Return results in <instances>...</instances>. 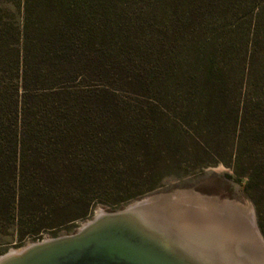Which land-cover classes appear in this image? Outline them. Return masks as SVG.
<instances>
[{
	"label": "trees",
	"instance_id": "16d2710c",
	"mask_svg": "<svg viewBox=\"0 0 264 264\" xmlns=\"http://www.w3.org/2000/svg\"><path fill=\"white\" fill-rule=\"evenodd\" d=\"M219 164L263 205L264 0H0V236Z\"/></svg>",
	"mask_w": 264,
	"mask_h": 264
},
{
	"label": "water",
	"instance_id": "95a60500",
	"mask_svg": "<svg viewBox=\"0 0 264 264\" xmlns=\"http://www.w3.org/2000/svg\"><path fill=\"white\" fill-rule=\"evenodd\" d=\"M144 201L96 212L74 234L10 250L0 256V264H264V239L252 207L232 203L245 214V230L226 245L215 235L203 239L193 230L199 225H170L162 213L143 207Z\"/></svg>",
	"mask_w": 264,
	"mask_h": 264
},
{
	"label": "rangeland",
	"instance_id": "374dc122",
	"mask_svg": "<svg viewBox=\"0 0 264 264\" xmlns=\"http://www.w3.org/2000/svg\"><path fill=\"white\" fill-rule=\"evenodd\" d=\"M106 84L108 85L107 82L92 81L90 85H92L91 87L93 88H104L107 87ZM116 87H118V85H116ZM119 92L121 96H123V98L132 99L131 102H133V100H136V98L139 97L138 95H141L140 93L135 92V90L134 92L129 90V88L122 89ZM225 142L230 144L229 141ZM229 176H232L233 178ZM243 183H245V181H243ZM241 186L242 184L236 180L235 174L232 169L223 164H219L217 166L209 167L206 169H194L193 167H189L186 170L182 171L181 177H166V179L162 182L161 189L140 200L158 196H176L180 194L190 193L207 197L214 202L217 201L216 203L218 204H222V202L224 203L225 201H231L232 203L236 202V204L244 206L247 209H250V207H252L256 224L264 239V203L262 206H256L250 197L243 194ZM98 210H103L106 212L118 211L99 201L97 202L96 207L91 214V217L86 221L92 220ZM184 210L185 208L179 210L178 212H176V215L178 216V213L179 215H181V213H184ZM86 221L80 223L78 228ZM182 224H184V226L186 227H190V224L192 223L186 221ZM66 234L67 231L65 228L59 230L60 237L66 236ZM45 238L54 237L51 234L47 233L44 236V239ZM28 243L32 242H27L26 244ZM17 245V237L15 234H13V232H11L9 236H0V256L6 254L10 250H19L25 246Z\"/></svg>",
	"mask_w": 264,
	"mask_h": 264
},
{
	"label": "bare ground",
	"instance_id": "6f19581e",
	"mask_svg": "<svg viewBox=\"0 0 264 264\" xmlns=\"http://www.w3.org/2000/svg\"><path fill=\"white\" fill-rule=\"evenodd\" d=\"M235 204H232L231 201L215 204L213 200L207 197L186 193L176 196L147 198L143 203V207L151 209L155 214L162 213L168 218L170 225L182 224L187 221L192 223L190 226L199 225V228L194 227L193 230L203 239L207 235L206 239L211 240L210 235H215L219 243L231 245L237 241L236 238L240 237L245 230L243 225L245 214ZM184 208V213H181V215L178 213L177 216L176 212ZM103 212V210L97 211V213ZM248 214L253 217L252 211H248ZM203 229L207 231H203Z\"/></svg>",
	"mask_w": 264,
	"mask_h": 264
}]
</instances>
